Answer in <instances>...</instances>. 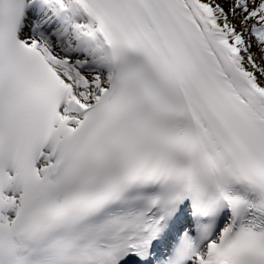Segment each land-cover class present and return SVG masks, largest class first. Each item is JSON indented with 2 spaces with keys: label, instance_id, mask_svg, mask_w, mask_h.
<instances>
[{
  "label": "snow or ice",
  "instance_id": "1",
  "mask_svg": "<svg viewBox=\"0 0 264 264\" xmlns=\"http://www.w3.org/2000/svg\"><path fill=\"white\" fill-rule=\"evenodd\" d=\"M0 264H264V0H0Z\"/></svg>",
  "mask_w": 264,
  "mask_h": 264
}]
</instances>
